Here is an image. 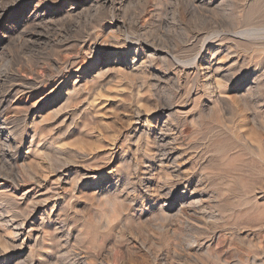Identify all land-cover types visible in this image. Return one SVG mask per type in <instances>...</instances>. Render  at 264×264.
Wrapping results in <instances>:
<instances>
[{
	"label": "rangeland",
	"instance_id": "374dc122",
	"mask_svg": "<svg viewBox=\"0 0 264 264\" xmlns=\"http://www.w3.org/2000/svg\"><path fill=\"white\" fill-rule=\"evenodd\" d=\"M0 181V264H264V0H0Z\"/></svg>",
	"mask_w": 264,
	"mask_h": 264
},
{
	"label": "bare ground",
	"instance_id": "6f19581e",
	"mask_svg": "<svg viewBox=\"0 0 264 264\" xmlns=\"http://www.w3.org/2000/svg\"><path fill=\"white\" fill-rule=\"evenodd\" d=\"M210 76V75H209ZM208 78V77H207ZM7 86V85H6ZM10 89V88H9ZM141 110V109H140ZM138 117V120H137V122L141 119L140 118V116H141V113L140 112H138L137 114H136ZM17 177V176H16ZM38 180V179H37ZM44 180V179H43ZM15 183V182H14ZM33 184H36V181L35 182H33ZM38 185H40V184H38ZM8 185H6V183L5 182H2V181H0V195H4V194H6L9 190H12V189H14V188H17V187H15V186H17L16 184H12V186H13V188L12 189H9V188H6ZM34 186V185H33ZM36 187H30L29 189H27L21 196H20V198L21 199H25V198H28L29 196H30V192H33V190L35 189ZM35 193V192H34ZM32 198V197H31ZM34 198V197H33ZM11 200V199H10ZM31 200V199H30ZM36 200V199H35ZM33 203V202H32ZM20 204V203H19Z\"/></svg>",
	"mask_w": 264,
	"mask_h": 264
}]
</instances>
